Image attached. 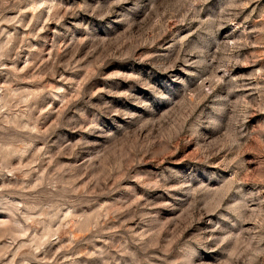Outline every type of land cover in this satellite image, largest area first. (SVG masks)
<instances>
[{"label":"rangeland","instance_id":"obj_1","mask_svg":"<svg viewBox=\"0 0 264 264\" xmlns=\"http://www.w3.org/2000/svg\"><path fill=\"white\" fill-rule=\"evenodd\" d=\"M0 264H264V0H0Z\"/></svg>","mask_w":264,"mask_h":264}]
</instances>
